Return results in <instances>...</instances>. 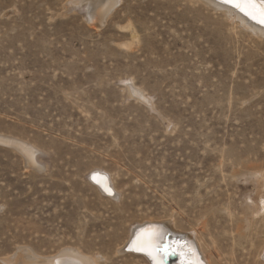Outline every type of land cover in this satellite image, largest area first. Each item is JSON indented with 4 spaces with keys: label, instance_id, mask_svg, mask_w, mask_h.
<instances>
[{
    "label": "rangeland",
    "instance_id": "374dc122",
    "mask_svg": "<svg viewBox=\"0 0 264 264\" xmlns=\"http://www.w3.org/2000/svg\"><path fill=\"white\" fill-rule=\"evenodd\" d=\"M204 3L121 0L99 27L0 0V134L39 150L0 142V264H147L122 249L148 219L197 231L216 264L260 263L264 36Z\"/></svg>",
    "mask_w": 264,
    "mask_h": 264
},
{
    "label": "bare ground",
    "instance_id": "6f19581e",
    "mask_svg": "<svg viewBox=\"0 0 264 264\" xmlns=\"http://www.w3.org/2000/svg\"><path fill=\"white\" fill-rule=\"evenodd\" d=\"M64 2L63 9L65 13L71 11H75L79 13H85L87 21L95 26L103 25L108 17L116 10L118 4L121 0H60ZM201 2H205L204 4H208L213 8L217 9V11H222L231 22L240 24L243 27L250 29L255 32L257 35L264 36V7H260L255 5L252 1L247 0H237L238 6L234 4L225 3L224 0H201ZM66 13V14H67ZM135 90V89H134ZM136 91V90H135ZM138 95V94H137ZM141 96V95H140ZM143 96V95H142ZM0 142L12 144L15 148L21 151L25 156L28 157V160H32L33 162L37 161L38 157V149L34 146H31L26 140L17 139L12 136H4L0 134ZM40 154H42L40 152ZM39 156V155H38ZM30 162V161H29ZM32 164V163H31ZM99 168L92 170L89 173V182L93 185L101 194L108 198H114L118 196V191L116 184L112 175L107 172L99 169L100 172L104 174L94 175L91 178V174L94 171H98ZM105 187H110V192L105 190ZM147 225V226H146ZM161 225V226H160ZM145 226V227H143ZM178 232L187 235V238L192 243V238L197 241L198 246L202 253L207 258L209 264H216L214 260L207 253L206 246L197 233L194 232V236L192 234H187L184 230L179 231L180 229L172 227L170 223H166L163 220L156 219H148L142 222H139L136 226L130 229V235L127 238L124 248L122 252H127L131 256L142 258L147 264H165L162 254L157 252V245H161L164 241V234H162L163 230L165 232ZM193 230V229H192ZM237 234L242 235V227L240 225L236 228ZM136 235V236H135ZM135 236V238H134ZM177 236V235H175ZM179 237V236H178ZM186 237V236H185ZM176 240V239H175ZM178 243V242H177ZM130 245L132 246L131 248ZM137 250V251H136ZM144 253H139V251ZM63 252V251H62ZM249 254L253 251V244H251L250 248L247 250ZM77 253L75 250H67L64 254L59 257L53 258L52 260L47 261L46 264H66L65 260L68 258L69 254ZM124 254V253H123ZM60 255V254H59ZM79 258H83L87 261L88 264H94V259L91 257H84L77 253ZM181 255V254H180ZM73 256V255H72ZM71 256V257H72ZM55 257V255H54ZM70 258V257H69ZM76 258V257H75ZM259 264H264V249L260 255ZM51 259V257H50ZM180 261H175L173 264H186L183 256H180ZM35 264H43L41 261H36ZM67 264H79V261H71ZM82 264V263H81ZM194 264H199L195 262ZM202 264V263H201Z\"/></svg>",
    "mask_w": 264,
    "mask_h": 264
},
{
    "label": "water",
    "instance_id": "95a60500",
    "mask_svg": "<svg viewBox=\"0 0 264 264\" xmlns=\"http://www.w3.org/2000/svg\"><path fill=\"white\" fill-rule=\"evenodd\" d=\"M264 4V3H263ZM260 6V5H259ZM92 178V177H91ZM130 248V247H129ZM157 252H160L162 254L163 260L165 264H168L169 257H174L175 252L172 251L171 245L169 243V239L167 238L165 243H163L161 246H158L156 248Z\"/></svg>",
    "mask_w": 264,
    "mask_h": 264
},
{
    "label": "snow or ice",
    "instance_id": "6c2138e0",
    "mask_svg": "<svg viewBox=\"0 0 264 264\" xmlns=\"http://www.w3.org/2000/svg\"><path fill=\"white\" fill-rule=\"evenodd\" d=\"M225 3H230V4H234L235 6H238L237 0H224ZM245 2H247V0H245ZM106 191H111L110 187H105Z\"/></svg>",
    "mask_w": 264,
    "mask_h": 264
}]
</instances>
